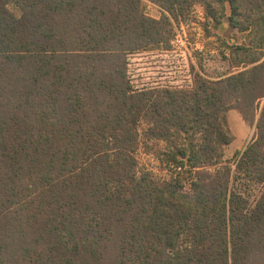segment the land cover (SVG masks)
<instances>
[{
  "label": "trees",
  "instance_id": "obj_1",
  "mask_svg": "<svg viewBox=\"0 0 264 264\" xmlns=\"http://www.w3.org/2000/svg\"><path fill=\"white\" fill-rule=\"evenodd\" d=\"M148 1L0 0V264H264V0ZM198 5L237 71L135 82ZM233 109L255 135L226 159Z\"/></svg>",
  "mask_w": 264,
  "mask_h": 264
},
{
  "label": "rangeland",
  "instance_id": "obj_2",
  "mask_svg": "<svg viewBox=\"0 0 264 264\" xmlns=\"http://www.w3.org/2000/svg\"><path fill=\"white\" fill-rule=\"evenodd\" d=\"M19 15V11L10 6ZM147 15L160 18L161 9L154 3L144 0ZM230 15L228 10L227 16ZM204 10L198 5L190 14L187 25H182L178 35L182 43L173 46V51L145 52L130 59L131 72L138 84L160 83L175 86H188L192 82V66L195 70L210 79H218L237 69L232 68L229 60V50L223 41L229 44H240L245 41V35L230 28L227 18L218 28L211 29L208 35L204 31ZM210 36V37H209ZM264 108V100L260 110ZM229 127L234 135L232 144L225 148V158L232 159L237 151H243L255 135V126L248 125L237 110H231L227 115ZM150 149L142 148L137 158L142 168L153 170L160 179L167 177V173L159 168L157 152L164 145L157 142L150 143Z\"/></svg>",
  "mask_w": 264,
  "mask_h": 264
},
{
  "label": "built area",
  "instance_id": "obj_3",
  "mask_svg": "<svg viewBox=\"0 0 264 264\" xmlns=\"http://www.w3.org/2000/svg\"><path fill=\"white\" fill-rule=\"evenodd\" d=\"M182 42H183V39L180 38L179 35H177L176 38H175V40H174V42H173V44L174 45H178V43H182Z\"/></svg>",
  "mask_w": 264,
  "mask_h": 264
}]
</instances>
